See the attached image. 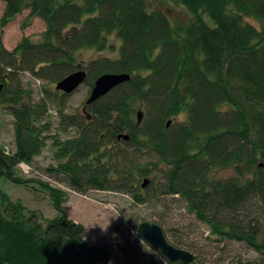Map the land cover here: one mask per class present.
I'll list each match as a JSON object with an SVG mask.
<instances>
[{
	"label": "trees",
	"instance_id": "trees-1",
	"mask_svg": "<svg viewBox=\"0 0 264 264\" xmlns=\"http://www.w3.org/2000/svg\"><path fill=\"white\" fill-rule=\"evenodd\" d=\"M157 1L188 9L191 24H173L147 0L7 2L5 20L27 9L46 31L41 41L24 39L16 53L0 40V106L14 119L15 140L14 151L0 145V181L45 190L57 215L44 218L0 191V264H124L107 247L88 245L86 228L63 208L64 194L19 175L48 145L56 163L48 176L63 177L74 191L122 192L137 203L179 196L218 240L242 242L264 257V0ZM86 50L116 55L85 65ZM80 67L91 90L104 74L131 80L84 106L83 115L64 114L60 91L44 90L48 95L35 102L18 80L25 71L57 84ZM50 103L61 129H75V137L51 134ZM181 115L186 122L177 121ZM145 154L158 160L142 165ZM217 165L250 177L210 182L206 173Z\"/></svg>",
	"mask_w": 264,
	"mask_h": 264
},
{
	"label": "rangeland",
	"instance_id": "rangeland-1",
	"mask_svg": "<svg viewBox=\"0 0 264 264\" xmlns=\"http://www.w3.org/2000/svg\"><path fill=\"white\" fill-rule=\"evenodd\" d=\"M147 3L150 10L160 9L164 11L175 25L186 27L191 24L194 18L193 14L181 5L163 3L157 0H147ZM6 5L5 0H0V40L4 48L8 52L16 53L17 47L26 38L36 42L41 41L43 33L46 31V24L40 18L32 17L27 9L17 15L14 20L7 21L5 20ZM247 22L258 27V23L254 20L249 19ZM112 41L117 48L120 42L116 36H113ZM115 55L114 52L110 51L97 53L93 50H86L83 52L82 58L86 65L91 59ZM17 73L19 74V82L21 81L26 90H31L35 102L48 95L44 90L50 94L59 92L56 90V84H49L43 80L37 81L25 71H18ZM19 82L12 83L13 91L16 90ZM91 91V88L83 84L71 95L60 92V94L65 95L62 97L64 114L75 115L80 113L83 115L82 109ZM49 106L50 112L47 118L52 123L51 134L59 136L62 140L75 137L77 133L75 129H68L67 131L61 129V119L56 105L50 103ZM170 121L169 119L168 122ZM177 121L186 122V115L179 116ZM0 145H3L7 151H14L15 149L14 119L8 112L2 110L1 106ZM157 160L156 155L147 156L145 154L141 156L139 161L143 165L145 163L154 164ZM55 164L53 153L50 145H48L31 165L20 166L19 175L26 181L47 182L59 190L61 194H64L59 198L60 200L64 199L63 208L66 210L69 219L86 228L88 245L107 247L119 263L150 264L152 260H157L161 264H170L160 252L156 251L138 234V227L143 222L159 225L170 244L179 243L181 245L178 248L189 251L195 256L193 264L199 262V264H260L264 261L261 254L242 242L230 239L218 240L211 229L201 223L189 211L186 201L179 196H166L157 201L150 200L146 203H137L131 194L122 192L91 190L86 193H78L63 181V177L48 176L47 168ZM149 167L153 168L152 165ZM159 167L162 170H168L165 164H159ZM206 174L205 177L210 182L213 180L225 181L231 178L242 181L250 177L249 173L245 172L239 176L232 165L213 166ZM139 186L141 187V184ZM141 189L143 188L141 187ZM0 191L7 193L14 200H20L29 209L39 211L44 218L51 219L57 215V211L45 190L35 189L34 191L31 187L17 185L3 179L0 181ZM253 203L254 209L257 208L259 203L255 200ZM177 263L181 262L174 264Z\"/></svg>",
	"mask_w": 264,
	"mask_h": 264
},
{
	"label": "water",
	"instance_id": "water-1",
	"mask_svg": "<svg viewBox=\"0 0 264 264\" xmlns=\"http://www.w3.org/2000/svg\"><path fill=\"white\" fill-rule=\"evenodd\" d=\"M6 2H11L13 0H5ZM79 68V70L68 75L63 80L56 84V90L60 91L66 95H71L75 93L87 80L88 74L86 70ZM131 80L128 74H104L100 76L92 88L91 94L86 101L84 111H86L87 106L94 104L98 100L102 99L108 95L116 87L129 82ZM143 112L138 113V124L143 120ZM171 122H168L167 126H170ZM119 140L123 139L125 141L129 140V136L121 135L118 137ZM149 185V180H145L142 184L143 188ZM138 234L146 241L150 246H152L156 251L160 252L163 257H165L169 262L176 263L181 262L182 264H193L195 262V256L189 252L179 248L174 247L168 242L165 237L163 229L157 225L150 222H143L138 227ZM150 264H161L157 260H152Z\"/></svg>",
	"mask_w": 264,
	"mask_h": 264
}]
</instances>
